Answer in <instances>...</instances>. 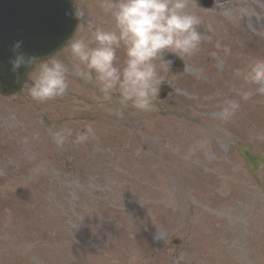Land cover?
<instances>
[{
  "label": "rangeland",
  "instance_id": "rangeland-1",
  "mask_svg": "<svg viewBox=\"0 0 264 264\" xmlns=\"http://www.w3.org/2000/svg\"><path fill=\"white\" fill-rule=\"evenodd\" d=\"M75 2L114 26L104 0ZM187 10L203 40L183 73L159 68L166 110L119 116L116 98L71 75L54 100L34 101L29 83L0 98V264H264V174H248L235 144L264 153V95L236 75L264 59V0ZM85 21L75 39L91 35ZM57 59L71 66L70 45ZM227 100L240 107L223 120ZM67 127L76 135L58 146Z\"/></svg>",
  "mask_w": 264,
  "mask_h": 264
},
{
  "label": "clouds",
  "instance_id": "clouds-1",
  "mask_svg": "<svg viewBox=\"0 0 264 264\" xmlns=\"http://www.w3.org/2000/svg\"><path fill=\"white\" fill-rule=\"evenodd\" d=\"M101 8L111 16L114 26H97L91 17L85 21L86 12L74 4L70 16L79 23L85 21L91 35L70 42V67L61 59L41 64L39 57L21 51L23 40H17L12 45L11 72L18 80L22 67L30 68L27 77L40 64L30 88V96L37 103L63 97L71 75L97 88L102 103L112 104L116 98L119 116L128 109L153 112L165 82L159 68L169 70L172 61L165 59L169 53L183 59L199 50L203 40L201 21L187 10L188 0H104ZM121 48L122 61L117 55ZM236 75L256 85V93L264 95V59L252 62L246 71L238 69ZM240 95L248 100L252 93L243 91ZM239 107L238 101L227 100L218 115L227 120ZM71 135V130H62L54 134V140L60 146ZM92 135L94 130L89 125L76 140L83 143Z\"/></svg>",
  "mask_w": 264,
  "mask_h": 264
},
{
  "label": "water",
  "instance_id": "water-1",
  "mask_svg": "<svg viewBox=\"0 0 264 264\" xmlns=\"http://www.w3.org/2000/svg\"><path fill=\"white\" fill-rule=\"evenodd\" d=\"M70 0H0V92H19L30 68L19 70V79L11 72L12 45L23 40L21 51L46 59L72 35L76 19L70 16ZM170 60V58H169ZM9 81L5 86L4 82ZM252 173L262 158L245 147L240 149Z\"/></svg>",
  "mask_w": 264,
  "mask_h": 264
}]
</instances>
